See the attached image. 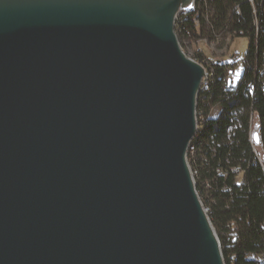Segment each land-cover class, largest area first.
Here are the masks:
<instances>
[{
    "label": "water",
    "instance_id": "95a60500",
    "mask_svg": "<svg viewBox=\"0 0 264 264\" xmlns=\"http://www.w3.org/2000/svg\"><path fill=\"white\" fill-rule=\"evenodd\" d=\"M194 3L0 0V264H226L187 157Z\"/></svg>",
    "mask_w": 264,
    "mask_h": 264
},
{
    "label": "trees",
    "instance_id": "16d2710c",
    "mask_svg": "<svg viewBox=\"0 0 264 264\" xmlns=\"http://www.w3.org/2000/svg\"><path fill=\"white\" fill-rule=\"evenodd\" d=\"M208 2L210 25L201 35H245L249 44L239 84L225 89L224 75L234 63H216L199 93L202 118L191 142L196 190L209 209L225 263L264 264V0H254L253 6L245 0ZM175 30L178 39L197 37L189 15L177 18ZM201 57L192 55L197 61ZM250 134L257 137L259 154Z\"/></svg>",
    "mask_w": 264,
    "mask_h": 264
},
{
    "label": "rangeland",
    "instance_id": "374dc122",
    "mask_svg": "<svg viewBox=\"0 0 264 264\" xmlns=\"http://www.w3.org/2000/svg\"><path fill=\"white\" fill-rule=\"evenodd\" d=\"M175 29V28H174ZM176 32V30H175ZM181 40V41H180ZM181 46L188 55L192 56L199 52L202 55L214 59L220 57L222 54L224 60L228 63L233 62V70L235 78L238 79L243 71L242 59L245 56L249 44V37L245 35H233L224 39H209L208 42L204 40L189 41L186 38H180Z\"/></svg>",
    "mask_w": 264,
    "mask_h": 264
},
{
    "label": "built area",
    "instance_id": "2783aa9c",
    "mask_svg": "<svg viewBox=\"0 0 264 264\" xmlns=\"http://www.w3.org/2000/svg\"><path fill=\"white\" fill-rule=\"evenodd\" d=\"M236 1H243V0H236ZM245 1H248L249 3H251L252 6L254 4V0H245ZM236 12L240 13V9H239L238 5H236ZM201 14H210V11H204L203 10V2L201 0H195L194 7L191 10V12H189L187 14L180 15V16L189 15L191 18V21L195 27L197 37L195 39L189 40V41L204 40V41L208 42L209 39H217V41L219 39H221V37L219 35H213L211 38L201 35V29L202 28L207 29V27L210 25V21H208V23H201ZM230 35L231 34L227 35L225 38H222V39L226 40L227 37ZM197 53H199V52H196L194 54H197ZM224 55L225 54H222L220 57L214 58V59H211V58L207 57L206 55H203V57H201V61H198L200 63L202 62L201 64L204 65L205 70H206L205 78L202 79V83H201L202 89L207 87L208 77L212 76L213 67H211V66L216 64V63H226V61L223 58ZM231 63L233 64V62H231ZM224 80H225V89L233 88V81H235V74H234L233 68L227 69L226 74L224 75ZM196 114H197V116H201V113L198 111H196ZM201 118H202V116H201ZM253 151L255 154H259V152L256 151L254 139H253ZM188 162H189V165L191 167L192 174L195 178V176L197 174V170L192 168V166H191L192 160H188ZM218 171L219 170H217V172ZM197 193H198V191H197ZM198 196H199L200 200L202 201V197L199 195V193H198ZM203 208H204V211L208 215L209 209L207 206L204 205V203H203ZM263 258H264V255H263Z\"/></svg>",
    "mask_w": 264,
    "mask_h": 264
},
{
    "label": "bare ground",
    "instance_id": "6f19581e",
    "mask_svg": "<svg viewBox=\"0 0 264 264\" xmlns=\"http://www.w3.org/2000/svg\"><path fill=\"white\" fill-rule=\"evenodd\" d=\"M201 1L203 2V10L204 11H210L211 9L209 8V4H208L209 3L208 2L209 0H201ZM235 11H236V6H235ZM256 19H257V16H256ZM208 21H210V14H201V23H208ZM175 23H176V21H175ZM174 28H175V26H174ZM239 83H240V78H238V79L235 78V81H233V87H235ZM199 118L201 119V116H197L198 122H199ZM194 138H195V136H194ZM192 140L190 141L189 146H188V149H187V157H188V160H194L193 157H194V155L196 153L195 146L193 144H191ZM250 141L253 143V139L251 137V134H250Z\"/></svg>",
    "mask_w": 264,
    "mask_h": 264
}]
</instances>
